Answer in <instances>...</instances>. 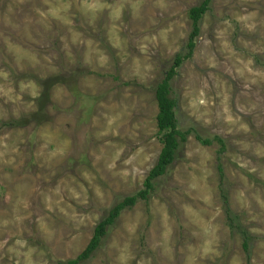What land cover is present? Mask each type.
<instances>
[{
    "label": "rangeland",
    "instance_id": "rangeland-1",
    "mask_svg": "<svg viewBox=\"0 0 264 264\" xmlns=\"http://www.w3.org/2000/svg\"><path fill=\"white\" fill-rule=\"evenodd\" d=\"M203 1L0 0V264L78 258L144 188ZM199 27L172 81L188 140L82 264H264V0H211Z\"/></svg>",
    "mask_w": 264,
    "mask_h": 264
},
{
    "label": "trees",
    "instance_id": "trees-1",
    "mask_svg": "<svg viewBox=\"0 0 264 264\" xmlns=\"http://www.w3.org/2000/svg\"><path fill=\"white\" fill-rule=\"evenodd\" d=\"M211 0H204L198 6H195L189 10V18L192 21V32L189 37V43L187 44V53L183 54L180 52L173 60L172 66L166 72L164 79L156 87V100L158 104V115H157V128L158 136L163 145L161 153L159 155L157 164L149 172L145 182L144 188L138 191L136 194L126 197L121 202L116 204L109 212V215L103 219L94 230V235L87 248L78 256V258L69 260L65 263L58 264H82L90 260L91 257L96 253L100 247L102 239L107 234V229L112 226L115 220L120 216L121 212L125 209L134 207L139 201H147L148 196L154 189V185L157 179L161 178L167 173L168 167L173 164L178 155L179 148L182 144H185L188 140L187 132H182L178 127L176 117L177 102L172 98V81L178 75V68L192 57V53L195 47L194 40L199 36L200 27L199 22L202 17L208 12L209 4ZM2 122L0 124L3 127L11 124ZM219 142L221 139L217 138ZM205 145H211V140H203ZM224 151V147L220 152ZM227 204V201H226ZM228 205V204H227ZM234 214L227 210V219L230 226L235 222ZM243 231L241 236L243 238L244 251L250 255V242L251 235H249L245 229H239ZM250 264V257L248 258Z\"/></svg>",
    "mask_w": 264,
    "mask_h": 264
},
{
    "label": "clouds",
    "instance_id": "clouds-1",
    "mask_svg": "<svg viewBox=\"0 0 264 264\" xmlns=\"http://www.w3.org/2000/svg\"><path fill=\"white\" fill-rule=\"evenodd\" d=\"M3 75H5L4 73H0V76H3ZM23 87V86H22ZM0 91H2V89H0Z\"/></svg>",
    "mask_w": 264,
    "mask_h": 264
}]
</instances>
